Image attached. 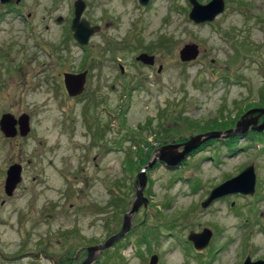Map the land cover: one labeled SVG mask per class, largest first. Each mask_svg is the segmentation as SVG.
<instances>
[{"label":"rangeland","instance_id":"rangeland-1","mask_svg":"<svg viewBox=\"0 0 264 264\" xmlns=\"http://www.w3.org/2000/svg\"><path fill=\"white\" fill-rule=\"evenodd\" d=\"M74 1L0 3V66L7 65L10 75L0 90V109L20 104L30 113L22 144L26 158L41 164L27 169L23 181L30 236L24 243L13 226L0 225V255L16 258L0 257V264H52L16 257L43 247L61 259L57 264H80L87 246L120 229L136 175L157 148L223 124L232 128L247 109L264 108V0H223V11L201 24L187 19L186 0H148L144 6L82 0L81 17L98 26L83 47L69 30ZM185 44H195L198 53L180 61ZM141 52L152 55V65L134 59ZM56 70L85 71L84 91L64 99L44 80ZM67 117L72 137L63 128ZM244 134L236 141L227 137L230 143L210 139L173 169L157 161L146 169L145 206L90 264H148L152 254L155 264L264 260V147ZM6 145L0 135V167ZM248 165L254 171L251 194H226L200 207L214 186ZM39 170L32 181L30 173ZM34 212L39 222L32 221ZM202 228L211 235L195 250L186 237ZM72 252L73 261L67 258Z\"/></svg>","mask_w":264,"mask_h":264},{"label":"water","instance_id":"water-1","mask_svg":"<svg viewBox=\"0 0 264 264\" xmlns=\"http://www.w3.org/2000/svg\"><path fill=\"white\" fill-rule=\"evenodd\" d=\"M17 0H0V3H14ZM148 0H137V3L141 6L146 5ZM190 6L187 12V19L195 24L209 23L223 11L224 2L223 0H209L204 4L199 3L197 0H186ZM73 16L70 20L69 30L71 36L75 40L79 47H83L89 36L98 30V26L88 24V21L81 17L84 9V2L82 0H75L72 4ZM60 20V17L57 18ZM198 50L195 44H185L178 51V57L180 61H189L194 59L197 55ZM136 61L144 65H152L153 57L144 52L139 53L134 58ZM160 69V66H158ZM121 71V69H120ZM64 87L69 96L78 95L82 92L85 82V71L79 73H65L64 75ZM264 116V108L252 107L244 111L239 118L235 121L232 128L226 130H210L203 133L189 136L186 140L177 144L162 145L155 151L154 155L148 160V162L142 166L136 175L134 185L137 188L134 193V199L131 202L130 209L123 214L120 229L109 236L102 243L87 246L85 248V258L80 264H90L94 256L109 248L114 242H116L122 235L130 229V215L137 211L140 205L145 206L146 198L142 195L143 186L145 183L144 171L154 165L157 161L167 169H173L177 167L184 158H186L193 150H197L200 145L210 139H225L230 136L244 134L247 130L254 132L262 131L264 129V119L260 122L257 120ZM13 123L8 119L7 116L0 118V131L4 137H10L15 134L13 129ZM28 122L26 117L19 120V131L21 135L28 132ZM175 149L174 153H170L171 150ZM179 149V150H178ZM20 177L18 174L17 166L13 165L9 167L6 172L4 181V188L7 193L14 185L19 181ZM254 187V171L252 165H248L239 171L234 176L220 182L214 186L204 200L200 202V207H206L213 199L220 196L232 193H239L242 195L251 194ZM211 232L207 228H202L199 232H189L187 234V240L192 243L195 250H201L204 248L210 238ZM157 260L156 255H150L148 264H155ZM241 264H264V260L256 259L250 260L246 256Z\"/></svg>","mask_w":264,"mask_h":264},{"label":"flooded vegetation","instance_id":"flooded-vegetation-1","mask_svg":"<svg viewBox=\"0 0 264 264\" xmlns=\"http://www.w3.org/2000/svg\"><path fill=\"white\" fill-rule=\"evenodd\" d=\"M7 65H1L0 66V90H3V85L6 84L5 78H9L10 75L7 74ZM65 73H75V72H68L64 70H56L55 74H50L47 75V77L44 78L45 81H48V79L52 82V85H55L57 87L58 93L63 97L64 99L67 98V100H74L75 96H69L65 90L64 87V74ZM79 73V72H78ZM7 75V77H6ZM85 79H86V73H85ZM84 87H85V82H84ZM84 87L82 92L84 91ZM2 116H7L8 119L13 123V129L15 131V134L10 137H4V135L0 131L1 137L7 141L8 145H6V161H4V165L0 167V225L7 224L12 228V226L15 228V231L17 230V233L19 234V239L25 243L27 240L28 236H30V233L27 232L26 229V214L28 210H26L23 205L25 206V199L22 197L25 196V191L23 189L25 187V184H23L24 181V176L28 173L27 169L33 168V169H40L39 166H41L40 163H35L31 159L26 158V154L24 151V145L22 144L25 139L28 137L30 130H31V122H30V113L25 110V108H21L20 104L15 109L11 108H2L0 109V118ZM27 119L28 122V132L24 135L20 134L19 131V120L25 118ZM63 128H65V131L69 136L72 137L73 130L71 128L72 123L71 119L68 120L67 118H63ZM66 123V124H65ZM17 166L18 174H19V181L14 185V187L8 191L9 193L6 192L4 188V181L6 177V172L11 166ZM51 165V160L47 159L45 166H50ZM68 167L63 171L62 176L63 179L66 177V175L69 174L68 172ZM30 179L32 181L36 180V176L40 175V170L39 173L37 171H32L30 173ZM58 175L60 176L59 172ZM62 179V177L60 176ZM24 192V194H23ZM21 202L17 205L16 202L20 201ZM72 204H69V207ZM67 214V213H66ZM47 218H51L52 215L49 213H46ZM32 216L36 217L32 221L39 222V212H34ZM12 218V219H11ZM11 219V221L9 220ZM71 234V232H70ZM40 240L39 237L35 238L34 240V246L36 247V243ZM59 243V242H58ZM41 244V243H40ZM84 251V250H82ZM85 255V251H84ZM1 258L5 259H12L15 260L16 258L13 257H3L0 255ZM18 259L26 258L32 262L39 261L40 259H45L51 261L52 264H57L59 260L58 257L53 256L52 254L48 253L44 247L37 249V251H23L20 252L19 254L16 255ZM68 259H71L73 261L75 259V256L72 252L71 257H68Z\"/></svg>","mask_w":264,"mask_h":264},{"label":"trees","instance_id":"trees-1","mask_svg":"<svg viewBox=\"0 0 264 264\" xmlns=\"http://www.w3.org/2000/svg\"><path fill=\"white\" fill-rule=\"evenodd\" d=\"M262 117H264V116H262ZM223 125H225V128L228 129V128H227V124H223ZM223 125H222L221 127H220V126H216L215 128H221V130H226V129L223 127ZM228 126H229V124H228ZM203 128H204V127H202V129H203ZM209 128H211V127H209ZM206 129H208V128L206 127L205 130H206ZM244 137H246V139H247L248 141H252L254 144H256V145H260V148L264 147V130H263L262 132H260V133H257V132L251 131V130H247L246 133L244 134ZM230 139L236 141V140H237V135H234V136L230 137L229 140H230ZM221 140H224V139H221ZM229 140H227V138H226V140H224V141L229 142ZM205 143H206V142H205ZM205 143H204L203 145H205ZM229 143H230V142H229ZM144 161H145V159H143V160L140 162V164H143ZM105 250H106V249H105ZM105 250H103V252H104Z\"/></svg>","mask_w":264,"mask_h":264}]
</instances>
